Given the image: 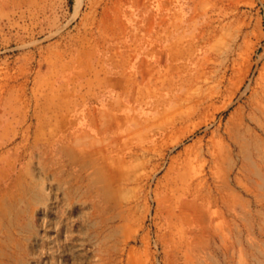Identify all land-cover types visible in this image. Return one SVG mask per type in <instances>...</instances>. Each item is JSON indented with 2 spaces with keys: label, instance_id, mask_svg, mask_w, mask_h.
<instances>
[{
  "label": "rangeland",
  "instance_id": "374dc122",
  "mask_svg": "<svg viewBox=\"0 0 264 264\" xmlns=\"http://www.w3.org/2000/svg\"><path fill=\"white\" fill-rule=\"evenodd\" d=\"M0 264H264V0H0Z\"/></svg>",
  "mask_w": 264,
  "mask_h": 264
},
{
  "label": "bare ground",
  "instance_id": "6f19581e",
  "mask_svg": "<svg viewBox=\"0 0 264 264\" xmlns=\"http://www.w3.org/2000/svg\"><path fill=\"white\" fill-rule=\"evenodd\" d=\"M246 152H247V150L244 151V159H246V161L249 162V161H250V156H248V155L246 154ZM236 180H237V179H236Z\"/></svg>",
  "mask_w": 264,
  "mask_h": 264
}]
</instances>
